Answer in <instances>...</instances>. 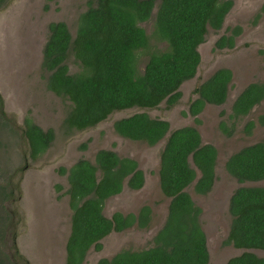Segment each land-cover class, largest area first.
I'll list each match as a JSON object with an SVG mask.
<instances>
[{
  "label": "trees",
  "instance_id": "16d2710c",
  "mask_svg": "<svg viewBox=\"0 0 264 264\" xmlns=\"http://www.w3.org/2000/svg\"><path fill=\"white\" fill-rule=\"evenodd\" d=\"M7 1L0 0V7ZM232 5V0H95V5L79 14L74 35L65 22H51L41 67L47 73L46 87L71 102L64 118L66 128L83 130L115 111L133 107L175 104L181 96L179 86L196 74L201 61L198 47L208 27L221 29ZM259 14H264V2ZM147 21H152L150 34L140 24ZM229 30V34L217 38L215 48L235 46L242 28L237 25ZM150 39L165 41L167 46L151 47ZM144 50L148 55L141 70L137 54ZM69 54L80 65L76 72H69ZM232 77L231 69H216L194 89L197 96L190 101L187 113L199 122L197 115L207 103H224ZM262 99L264 80L248 83L232 102L228 114L231 126L222 120L219 127L230 135L234 123ZM3 106L0 95L1 115ZM257 122L264 125V113ZM23 125L21 136L28 151L13 176L23 174L30 166L29 160L45 152L55 135L52 128L44 130L28 117ZM254 127L255 121L249 120L244 131L249 134ZM113 128L122 137L151 146L169 132L160 152L158 176L161 191L170 197V202L152 246L121 249L110 257H100L95 264H208L207 238L200 219L202 208L187 188L193 186V191L201 195L212 190L217 157L214 145L202 143L200 132L192 125L171 130L166 119L145 111L116 119ZM86 146V142L81 144L83 149ZM225 169L241 183L264 179V140L232 153L225 161ZM59 173L67 175L66 192L72 210L64 264H82L89 249L93 246L100 250V240L112 231L149 226L151 209L147 205L136 213L115 211L108 217L103 212L106 200L122 190L125 180L132 189L143 185V173L134 159L102 148L92 161L80 158L67 169L60 167ZM12 181L7 183V196L14 198L15 190L20 191ZM228 209L231 221L225 243L239 249L264 250V186L237 187ZM12 220L10 215L6 229ZM1 253L0 249V264H8ZM225 264H264V256L246 250Z\"/></svg>",
  "mask_w": 264,
  "mask_h": 264
},
{
  "label": "rangeland",
  "instance_id": "374dc122",
  "mask_svg": "<svg viewBox=\"0 0 264 264\" xmlns=\"http://www.w3.org/2000/svg\"><path fill=\"white\" fill-rule=\"evenodd\" d=\"M232 1L221 29L215 31L208 27L205 39L198 47L201 62L197 73L181 85L182 94L174 106L162 102L153 108L115 111L99 124L83 130L66 128L64 118L71 102L46 87L47 73L41 67L42 49L51 22H65L74 35L79 14L89 5H95V0H8L0 7V95L9 115L8 119L5 111L0 114V249L5 256L1 253V257L8 264H64L72 210L68 195L64 193L67 178L59 173L58 168L69 167L80 158L92 161L94 153L102 148L135 159L146 175L142 188L132 190L125 185L121 193L108 198L104 214L110 217L115 211L135 213L140 206L147 204L152 209V220L147 228L133 226L120 232L112 231L100 240V250L93 246L89 249L82 264H95L100 257H110L121 249L136 250L153 245V237L165 221L169 203V197L160 189L158 176L160 152L167 136L150 146L143 141L122 137L113 128L116 119L140 111L168 120L171 129L195 126L203 143H210L217 149L213 189L201 195L193 191V186L187 188L195 203L202 208L200 217L207 238L208 264H225L227 259L246 250L264 256V250L239 249L225 243L231 221L228 212L230 195L242 185L264 186V179L239 183L224 167L229 155L264 140V126H255L249 134L244 131L245 124L264 111V100L234 123L230 135L219 127L222 120L231 126L228 114L238 93L248 83L264 80V14H259L264 0ZM151 22L140 23L148 34L152 30ZM237 25L242 31L235 38V47L215 49L216 39L229 34V28ZM150 44L157 49L167 46L165 41L156 39H150ZM147 55L146 50L137 54V67L141 70ZM66 63L69 72L80 68L72 54ZM221 67L231 69L233 74L227 99L221 105L207 104L197 115L199 122H196L194 117L184 114L195 96L193 88ZM26 117L44 130L52 128L55 135L45 152L35 160H29L30 166L22 176H13L23 163L24 152L28 151L21 136ZM84 142L87 143L85 149L81 148ZM10 180L13 185H20V199H16L18 195L14 198L7 196ZM57 184L62 188H57ZM15 202L22 207L23 213L28 214L26 222L23 219L21 225V219L15 217L21 211ZM8 215L13 220L6 229Z\"/></svg>",
  "mask_w": 264,
  "mask_h": 264
},
{
  "label": "flooded vegetation",
  "instance_id": "af4514ba",
  "mask_svg": "<svg viewBox=\"0 0 264 264\" xmlns=\"http://www.w3.org/2000/svg\"><path fill=\"white\" fill-rule=\"evenodd\" d=\"M263 2H264V1H263ZM216 40H217V39H216ZM200 44H201V43H200ZM235 44H236V39H235ZM214 46H215V43H214ZM234 47H235V46H234ZM225 48H227V47H225ZM215 49H218V48H215ZM222 49H223V48H222ZM230 49H232V48H230ZM200 62H201V61H200ZM199 65H200V64H199ZM199 65H198V67H199ZM198 67H197V70H198ZM196 73H197V71H196ZM195 75H196V74H195ZM193 77H195V76H193ZM193 77H191L190 79H192ZM190 79H187V80H190ZM187 80H185V81H187ZM185 81H184V82H185ZM261 81H263V80H261ZM184 82H183V83H184ZM183 83H182V84H183ZM200 83H201V82H200ZM200 83H199V84H200ZM182 84H181V85H182ZM181 85L179 86V90H180ZM197 85H198V84H197ZM197 85L193 88V94H194L195 96H194L191 100H193V99L197 96V95L195 94V92H194V89L197 87ZM180 91H181V90H180ZM239 93H240V92H239ZM239 93H238V94H239ZM181 94H182V93H181ZM180 97H181V96H180ZM179 99H180V98H179ZM179 99H178V101H179ZM226 99H227V98H226ZM191 100H190V101H191ZM263 100H264V99H262L258 104H260ZM178 101H177V102H178ZM177 102H176V103H177ZM176 103H175V104H176ZM189 103H190V102H189ZM175 104H173L172 106H174ZM207 104H211V103H207ZM207 104H206V105H207ZM222 104H223V103H222ZM258 104H255V105L251 108V110H252L256 105H258ZM206 105H205V106H206ZM215 105H216V104H215ZM219 105H221V104H219ZM172 106H170V107H172ZM188 106H189V104H188ZM203 109H204V108H203ZM3 110L5 111L4 106H3ZM251 110H250V111H251ZM185 112H186V115H190V114L187 113V112H188V107H187V110H186ZM201 112H202V111H201ZM201 112H200V113H201ZM200 113H199V114H200ZM262 113H264V111L261 112L260 114H262ZM5 114H6V117H5V118H8L9 115H8V113H7L6 111H5ZM199 114H198V115H199ZM260 114H258L257 117L255 118V120H253V121H255V126H264V125H260V124L257 122V118H258V116H259ZM190 116H192V115H190ZM192 117H194V116H192ZM8 119H9V118H8ZM194 119H195V118H194ZM167 121H168V120H167ZM168 122H169V121H168ZM169 124H170V123H169ZM23 126H24V125H23ZM194 127H195V126H194ZM170 129H171V126H170ZM174 129H176V128H174ZM171 130H172V129H171ZM201 140H202V138H201ZM25 142H26V141H25ZM257 142H258V141H257ZM26 143H27V142H26ZM157 143H158V142H157ZM202 143H203V141H202ZM254 143H255V142H254ZM154 145H155V144H154ZM150 146H151V145H150ZM163 147H164V146H163ZM214 147H215V146H214ZM215 148H216V147H215ZM162 149H163V148H162ZM240 149H241V148H240ZM98 150H99V149H98ZM109 150H111V149H109ZM216 150H217V149H216ZM112 151H114V150H112ZM237 151H238V150H237ZM114 152H115V151H114ZM116 153H117V152H116ZM94 154H95V153H94ZM117 154H118V153H117ZM217 155H218V154H217ZM119 156H120V155H119ZM229 156H230V155H229ZM229 156H228V157H229ZM93 157H94V156H93ZM120 157H128V156H120ZM228 157H227V158H228ZM129 158H131V157H129ZM132 159H133V158H132ZM134 160H135V159H134ZM226 160H227V159H226ZM226 160H225V161H226ZM135 161H136V160H135ZM75 162H76V161H75ZM75 162H74V163H75ZM136 162H137V161H136ZM216 162H217V157H216ZM159 163H160V160H159ZM137 165H138V163H137ZM70 166H71V165H70ZM70 166H69V167H70ZM60 167H64V166H60ZM60 167L58 168V171H59ZM69 167H65V168L67 169V168H69ZM224 167H225V162H224ZM138 169H140V170L142 171V173H143V178H144V179H143V185H144L145 180H146V179H145V178H146L145 172H144L141 168H139V165H138ZM225 170H226V169H225ZM227 173H228V172H227ZM228 174H229V173H228ZM22 175H23V174L20 175V173H18V176H19V177L22 176ZM62 175H66V174H62ZM229 175H230V174H229ZM66 178H67V175H66ZM233 178L237 181V179H236L235 177H233ZM20 180H21V178H20ZM215 180H216V164H215V179H214V183H215ZM262 180H263V179H262ZM67 182H68V181H67ZM237 182H239V181H237ZM239 183H241V182H239ZM19 184H20V183H19ZM125 185H126L128 188H130V187L127 185V182H126V180H125L124 185H123V188H122V190H121L119 193H121V192L123 191ZM143 185H142L140 188H142ZM213 186H214V184H213ZM57 188H62V187H61L60 184H57ZM140 188H137V189H132V188H130V189H132V190H138V189H140ZM67 189H68V186H66L64 193L68 195V205H69V207H70V204H69V194L66 192ZM160 189H161V188H160ZM212 189H213V188H212ZM19 191H20V193H18V191H15V196L18 195L16 199H18V197H19V199H20V197H21L20 195H22V189L20 188V185H19ZM119 193H118V194H119ZM207 194H208V193H207ZM115 195H117V194H115ZM231 195H232V194H231ZM231 195H230V197H231ZM113 196H114V195H113ZM165 196H166V195H165ZM166 197H168V196H166ZM230 197H229V200H230ZM169 202H170V197H169ZM15 203H16V204H15L16 207H17L19 210L22 211V212L19 211V213L17 212V213L15 214L16 220H20V219H21V221H20V223H19V224L21 225L22 222H23V219H24L25 222H26V219H25V216H24L25 213H23L22 207H21L17 202H15ZM105 203H106V202H105ZM144 205H147V204H144ZM144 205H142V206H144ZM168 205H169V203H168ZM104 206H105V205H104ZM142 206H140V207H142ZM147 206H149V205H147ZM140 207H139V208H140ZM149 207H150V206H149ZM228 207H229V203H228ZM139 208H138V210H139ZM150 209H151V207H150ZM138 210H137V211H138ZM167 210H168V209H167ZM137 211H136V212H137ZM136 212H135V213H136ZM228 212H229V209H228ZM122 213H123V212H122ZM127 213H129V212H127ZM124 214H125V213H124ZM150 214H151V219H150V223H151V220H152V209H151ZM229 215H230V213H229ZM230 217H231V215H230ZM12 219H13V218H12ZM165 219H166V218H165ZM200 219H201V217H200ZM70 222H71V219H70ZM150 223H149V224H150ZM229 226H230V225H229ZM70 227H71V226H70ZM110 233H111V232H110ZM155 234H156V233H155ZM106 236H107V235H106ZM103 238H104V237H103ZM103 238H102V239H103Z\"/></svg>",
  "mask_w": 264,
  "mask_h": 264
},
{
  "label": "water",
  "instance_id": "95a60500",
  "mask_svg": "<svg viewBox=\"0 0 264 264\" xmlns=\"http://www.w3.org/2000/svg\"><path fill=\"white\" fill-rule=\"evenodd\" d=\"M168 135H169V132H167V134H166L165 136H168ZM189 159H190V158H189ZM190 160H191V159H190ZM24 216H25V217H28V214L25 213ZM64 262H65V261H64Z\"/></svg>",
  "mask_w": 264,
  "mask_h": 264
}]
</instances>
